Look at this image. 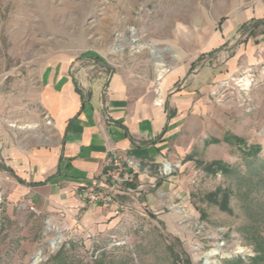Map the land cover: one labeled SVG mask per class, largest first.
Masks as SVG:
<instances>
[{"label":"rangeland","instance_id":"1","mask_svg":"<svg viewBox=\"0 0 264 264\" xmlns=\"http://www.w3.org/2000/svg\"><path fill=\"white\" fill-rule=\"evenodd\" d=\"M229 2L0 0V122L23 126L13 112L39 95L40 67L53 55L98 48L113 63L131 48L151 49L138 40L148 29L179 41L201 36L211 11L237 9V0ZM159 49L172 61L175 48ZM230 56L215 62L221 79L208 82L200 121L190 119L171 143L176 155L163 164L157 185L129 187L117 196L123 206L117 217L84 230L19 203L6 213L1 200L0 264H205L211 250L219 251L214 264H264V57L257 49L231 68L225 65ZM236 247L244 252L233 254Z\"/></svg>","mask_w":264,"mask_h":264},{"label":"crops","instance_id":"2","mask_svg":"<svg viewBox=\"0 0 264 264\" xmlns=\"http://www.w3.org/2000/svg\"><path fill=\"white\" fill-rule=\"evenodd\" d=\"M237 4L225 14L211 11L203 34L183 40L186 52L183 41L148 29L138 40L151 43V49L131 48L113 63L98 48L58 53L44 62L39 95L13 112L20 113L23 126L0 122V202L5 201L6 213L31 201L39 215L57 213L84 230L102 223L113 207L89 206L82 191L98 182L114 153L135 162L128 188L157 185L163 164L176 155L169 152L171 143L190 119L200 121L204 90L221 79L215 62L230 53L225 65L232 68L238 57L246 56V62L257 49L264 57V0ZM191 24L198 27V19ZM168 44L176 49L173 62L159 49ZM203 56L207 64L195 68Z\"/></svg>","mask_w":264,"mask_h":264},{"label":"built area","instance_id":"3","mask_svg":"<svg viewBox=\"0 0 264 264\" xmlns=\"http://www.w3.org/2000/svg\"><path fill=\"white\" fill-rule=\"evenodd\" d=\"M135 168V162L132 160H128L118 153L111 154L98 182L82 191L85 203L93 207L112 206L113 216L120 215L123 206L118 202L117 196L124 190L127 193L130 191L128 186L133 182L131 170ZM20 206L27 212L39 215L31 201L22 202Z\"/></svg>","mask_w":264,"mask_h":264},{"label":"bare ground","instance_id":"4","mask_svg":"<svg viewBox=\"0 0 264 264\" xmlns=\"http://www.w3.org/2000/svg\"><path fill=\"white\" fill-rule=\"evenodd\" d=\"M123 49V47H121L120 49H118V51H121ZM161 77V76H159ZM170 167L167 165L165 168V171H169ZM51 246L55 249L58 246V242L52 240L51 242ZM231 252L233 254H237V253H243V249L240 247H236L234 249L231 250ZM219 254L218 250H211L210 252H208V254L206 255V261L205 264H214V262L211 260L212 257L216 256Z\"/></svg>","mask_w":264,"mask_h":264}]
</instances>
